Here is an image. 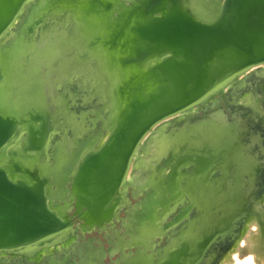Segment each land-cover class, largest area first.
Returning <instances> with one entry per match:
<instances>
[{
    "label": "bare ground",
    "instance_id": "obj_1",
    "mask_svg": "<svg viewBox=\"0 0 264 264\" xmlns=\"http://www.w3.org/2000/svg\"><path fill=\"white\" fill-rule=\"evenodd\" d=\"M112 1L114 9L111 11L106 12L99 7H92V10H87L83 15L79 10L78 16L73 22L61 26L56 31L40 32L33 39L36 45H42L48 39L47 36L72 34L71 39L66 44L73 53L75 64L64 71L56 73L53 78V85L59 97L67 101L69 111L70 106L74 103L71 100L69 91L76 86L83 88L84 75L88 76L87 79H84L88 89L83 88L87 92L88 103L92 107V122L88 127L80 130L76 126H69L67 122L63 121L67 125L58 131L59 139L55 140L48 150L54 131L52 126L50 127L51 120H49L47 114L35 106H29L20 112L15 108L17 105L7 108L0 100V114L17 120L15 133L0 146V166L7 169L13 180L22 178L30 183L34 182L33 177L26 172L15 170L14 162L30 169L38 166L41 174L49 177V184L47 185L49 206L62 217H65L74 206L75 194L72 190V181L81 161L87 153L100 148L105 143L118 122L121 108L118 88L123 79H126L125 76L128 77L131 74L130 68L124 70L120 64L116 66V63L113 62L114 58L119 57L120 54L110 51L100 41V38H104L102 40L104 43L107 41L110 28L115 22L113 25L105 26L107 34L103 37L99 32H101L100 29L104 27L106 22L115 17L119 18V12L129 9L131 4L137 0ZM31 2V0H25L10 25L0 35V47L8 44L13 38L21 36V25L30 17V13L36 12L33 2ZM223 2L224 0H185V5L199 19L213 22L220 16ZM76 21L77 24L81 21L85 22L86 28L84 31L77 29V26L75 27L76 24L74 25V23ZM58 45L64 46L65 43L63 41ZM97 53L104 60L111 57L110 66L106 63L107 61H104L106 63L104 64L106 74L101 78L97 77L96 68L89 71L76 66L86 64L92 67V63L96 58L94 55ZM160 60L161 58L157 56L149 59L143 69H147ZM6 70L3 65H0V82L8 76ZM8 83L6 79V83L0 86V92L7 89L10 93H6V98L13 100L12 91H17L19 83L14 86ZM97 87L99 88L96 89ZM96 90H98V93ZM241 91L246 93L249 102H239V92ZM221 100L224 101L222 106L226 108L222 119L226 117H230L229 119L234 118L235 124L228 123L223 130L221 129L212 135L209 133V125L211 124H204L194 138L186 139L176 135V128L180 123L198 117L204 111L216 109L218 107L217 102ZM257 114L258 116L255 117ZM248 116L254 119L253 125L255 127L253 129L252 125L250 134L259 139L258 134H255L257 131L255 121L264 123V62L254 64L238 73L217 92L210 94L197 105L161 119L144 135L133 154L124 183L118 191L113 204L112 215L110 219L100 223L98 227H104L107 222L119 214L123 207H126V222H130L133 226L136 225L130 231L142 238H149L154 230L150 222L151 217L160 210H167L172 204H175V198L181 194H178V192H181V187L184 186L188 192L187 200L194 207L195 213L189 219L184 220L182 224H179L180 226L178 225L173 232L168 233L165 244L158 246L152 253L141 251L134 256H125L118 261V264H186L193 255L195 257L192 264H214V259L218 258L222 250L232 242L236 235V233L235 235L229 234L231 229L226 225L228 221L225 223L224 231L217 233L218 242L214 244L205 260H202L204 249L199 248V246H197L199 250L192 248L193 245L189 240H195L203 235L205 230L214 223L222 224L225 221L224 218L227 215L225 206L229 198H227L223 183H221L223 176H220V174L215 175L216 171H220L221 168L217 163L222 159L228 161L229 151L225 143L237 142L240 139L239 132L236 129L237 124L242 125L243 118ZM67 139H70L68 146L70 152H74V155L66 163V159L61 160L60 147L63 143H67ZM23 141L26 143L22 148ZM45 152L52 157V162L47 160L41 164L38 160L42 158L41 156ZM38 156L41 158H38ZM250 164L256 163L250 161ZM57 170L66 178L70 184L69 188L60 187L58 180L50 175L49 171L56 174ZM198 170L205 174L200 176L197 175L198 173L194 174ZM209 172L211 175L204 180ZM203 182L206 184H203ZM130 191L134 196H138L144 191L145 194L137 204L131 205L128 197ZM235 196L237 197V195ZM185 209L179 211L178 216L174 217L169 225L176 223L186 212ZM148 213H151L150 216H148ZM231 214L233 220L234 217H237V219L241 217L242 219L244 215L241 208H232ZM232 223L233 221L230 224ZM257 228L253 224L247 229L240 239V244L243 247L247 246L253 249L258 239ZM80 237L79 228L74 225L52 238L32 245L17 249L0 250V264H15L16 262L90 264L95 261L91 254L93 252L89 248L80 247L86 243ZM90 245L87 244L88 247ZM134 247L138 249L137 245H134ZM97 263L95 261L92 264Z\"/></svg>",
    "mask_w": 264,
    "mask_h": 264
},
{
    "label": "water",
    "instance_id": "obj_2",
    "mask_svg": "<svg viewBox=\"0 0 264 264\" xmlns=\"http://www.w3.org/2000/svg\"><path fill=\"white\" fill-rule=\"evenodd\" d=\"M0 1L1 35L25 0ZM89 4L106 12L114 9L112 0ZM114 22L104 44L120 54L113 57L116 66L131 69L118 88V122L105 143L81 161L72 181L74 206L65 217L49 206V177L38 166L30 169L14 162L15 170L33 177L32 183L13 180L0 166V250L32 245L74 225L82 233L92 231L110 219L133 154L152 126L197 105L238 73L264 62V0H224L213 22L196 17L185 0H140ZM155 56L161 60L143 69ZM16 127V119L0 114V146ZM260 165L263 173L264 163ZM263 195L261 190L246 206L240 225L254 216L253 201ZM240 230L241 226L230 246ZM214 236L204 235L199 248Z\"/></svg>",
    "mask_w": 264,
    "mask_h": 264
},
{
    "label": "rangeland",
    "instance_id": "obj_3",
    "mask_svg": "<svg viewBox=\"0 0 264 264\" xmlns=\"http://www.w3.org/2000/svg\"><path fill=\"white\" fill-rule=\"evenodd\" d=\"M7 1L9 0H5V2ZM31 1L33 2L31 3L34 5L36 12L30 13V17H28L27 21L21 25V36L13 38L8 44L0 47V65H3L5 70L7 69L6 71L8 75L0 82V86H3V84L6 83V79L7 82H9L8 84H12L13 86L16 85V83H19L17 91H12V95L14 97L13 100L6 98V93L9 92L7 89L0 92V100H2V104L7 108L17 105L15 108L20 112L29 106H35L47 114L49 120H51L50 127L52 126V130L54 131L53 138L49 143V150L52 147L53 142L59 139L58 131L67 124L72 127L76 126L80 130L91 124L92 107L88 103L87 92L83 90V88L86 90L88 89V85L84 80L87 79L88 76L84 75L82 83L83 88L76 86L69 91L71 100L74 101V103L70 106V110L68 111L67 101L60 98L54 90L53 78L56 73L64 71L75 64L73 53L70 50V47L66 44L68 40L71 39L72 34L65 33L63 35L47 36L48 39H46L42 45H36V43L33 42V39L40 32L46 33L56 31V29H59L61 26L67 25L69 22H73L75 18H77L79 10L83 15L86 11L84 9L85 5L83 2L79 3L78 10H73L71 7L64 4H62V6H56L58 4V0ZM75 4H78V2H75ZM120 13L122 12L120 11L119 14ZM116 18L118 17L106 22L104 27L100 29L101 32L99 33L101 34V37L107 34L105 26L108 27L113 25L114 21L117 20ZM29 24H33V27L28 31ZM74 25L81 31H84L86 28L85 22L82 21L79 22V24H77L76 21ZM103 39L104 38H100V41L104 44V41H102ZM63 41L65 45L59 46L58 43ZM94 56L96 58L92 63V67L86 64H79L76 66L89 71L96 68L97 77L101 78L104 74H106L104 64L107 63L109 66L111 65V57H108V60H104L99 53ZM104 61L107 62L105 63ZM30 84L32 85L29 86ZM98 88L99 87L96 89ZM96 92L98 93V90H96ZM239 93V102L245 103L246 101H250L247 99L248 97L246 93L242 91ZM223 102L224 101L222 100L218 101V107L216 109L204 111V113H200L198 117H194L187 122L180 123L176 128V135L186 139L194 138L198 135L204 124H211L209 125V133L212 135L221 129L223 130L225 125L228 123L235 124L234 118L229 119L230 117H226L225 119H222L223 113L225 112L224 110L226 109L222 106L224 104ZM256 116H258V114L255 115V117ZM63 121L67 122V124L63 123ZM253 121L254 119L248 116L243 118L242 125L237 124L236 129L239 132L240 139L237 142L232 141L229 144L225 143V146L229 151L228 161L226 162L222 159L217 163L221 166V168L220 171H216L217 173L215 175L217 176L220 174V176H223L221 183H223L224 191L227 194V198H229L226 206H229V204L232 203V208L243 209L244 215L242 214V219L241 217L238 219L237 217H234L235 222L232 216L228 220V223H226L228 228L231 229L229 234L233 235L238 233L241 226L240 234L231 246V243H229L225 249L222 250L217 258V261L214 259V264H242L243 261V264H263L264 262V195L257 198L255 203L253 201L252 208L255 209L254 216L245 221L243 225H240L246 217V206H248L256 194H258L261 190H264V172L262 173L263 165H260L261 163H264V123H258L255 121V126L257 128L255 134H258L260 137L259 140L258 137L255 136L254 138L250 134ZM254 128L255 127L253 125V129ZM11 131L12 130H10V132ZM69 141L70 139H67V143H63L60 147L61 160L66 159V163L68 162L67 160H70L74 155V152L71 153L69 150ZM24 143L26 142L23 141L22 148ZM70 153L71 155H69ZM41 157L38 156V158H41L38 160L41 164L47 160L48 162H52V157L47 155L46 152ZM250 161H254L256 164H250ZM49 173L58 180V185L60 187L64 189L66 187L69 188L70 184L58 170L56 171V174L53 171H49ZM194 174L200 176L205 173L199 172L198 170L195 171ZM210 175L211 173L209 172V175L207 174L204 180H206ZM203 184L206 183L203 182ZM181 188V192H178V194H181L176 196L175 204H172L167 210H160L151 217L150 222L154 230L149 238H142L130 231V229H134V226L136 225L133 226L130 222H126L125 215L127 212L126 207H123L119 214L107 222L104 227L99 228L97 226L96 228H99V230L94 228L92 231H85L84 233L81 232L80 239L86 243L80 247L91 249L93 252L91 254L93 259L98 262L97 264H113V259L117 255L116 254L113 257L105 255L104 245L107 246L108 243L105 240L104 235H106L107 239L114 246L112 254L117 251L120 253L117 264L118 261L122 260L125 256H134L141 251L145 253H152L158 246L165 244V239L168 233L173 232L179 224H182L184 220L189 219L195 213L194 207H192V204L187 200L188 192L185 186ZM144 194L145 191L138 196H134L132 191H130L128 193V197L130 198L129 204H137L138 201L142 200ZM235 195H237V197ZM183 208H186V214L183 213L182 217L176 223L169 225V223L173 221V218L178 216L179 211ZM232 208L229 209V211H226L227 215L231 213ZM150 214L151 213H148V216H150ZM232 221L233 223L230 224ZM253 224L258 227V231L256 232L258 236L257 242L253 249L247 246L243 247L240 244V239L245 234L247 229ZM122 229L124 230V233L121 232ZM100 230H105L106 234L104 231L101 232ZM88 243L91 244L89 247L87 246ZM134 245H137L138 249L134 247ZM210 258H212V256H210ZM15 264L31 263L16 262Z\"/></svg>",
    "mask_w": 264,
    "mask_h": 264
},
{
    "label": "flooded vegetation",
    "instance_id": "obj_4",
    "mask_svg": "<svg viewBox=\"0 0 264 264\" xmlns=\"http://www.w3.org/2000/svg\"><path fill=\"white\" fill-rule=\"evenodd\" d=\"M78 2V4H75V2ZM105 1V0H104ZM76 2V3H77ZM84 3V5H85V11L86 10H92V6H91V4H89V0H58V4L56 5V6H62V4H64V5H66V6H69V7H71L73 10H78V5H79V3ZM136 2H140V0H137ZM128 4H129V2H128ZM33 27V24H29L28 25V31L29 30H31V28ZM229 200V199H228ZM231 204V203H230ZM229 204V205H230ZM229 209V207H228V205L226 206V211ZM231 213L230 214H228V215H226V217L224 218V227H223V223L222 224H220V223H214L213 225H211L209 228H207L206 230H205V232L203 233V235H201L200 237H198L197 239H195V240H189V241H191V243H192V245H193V247L192 248H195L196 250H199V249H197V246H198V242H202V241H204V235H206V236H208L209 237V235L211 234V233H214L216 236H214V237H212L211 238V240L208 242V244H207V246L205 247V248H203L204 250H203V257H202V260H205L206 258H207V256H208V253L212 250V248L214 247V244L216 243V242H218V239H217V233L219 234L220 232H223L224 231V228H225V223L230 219V217H231ZM217 229H216V228ZM96 229H98V228H96ZM99 230V229H98ZM80 231V230H79ZM104 231V233L106 234V231L105 230H103ZM103 231H101V232H103ZM121 232H123L124 233V230L122 229L121 230ZM80 233H81V231H80ZM105 236V240L107 241V243H108V245L107 246H105L104 245V243H103V245H104V249H105V255H110V257H113V256H115L116 254V257L113 259V264H117V260H118V257L120 256V253H119V251H117V252H115V253H113L112 254V249L114 248V246L112 245V243L107 239V237H106V235H104ZM89 238V237H88ZM164 239H165V237H164ZM199 239V240H198ZM194 249V250H195ZM202 249V248H201ZM128 250V249H127ZM205 252V253H204ZM195 257V255H193V256H191L190 257V260L186 263V264H192V261H193V258ZM105 258V257H104ZM108 264V263H107ZM194 264V263H193Z\"/></svg>",
    "mask_w": 264,
    "mask_h": 264
}]
</instances>
